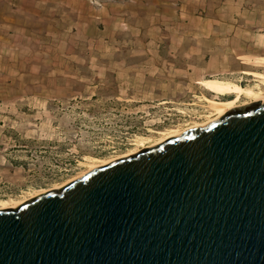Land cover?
<instances>
[{
	"label": "rangeland",
	"instance_id": "rangeland-1",
	"mask_svg": "<svg viewBox=\"0 0 264 264\" xmlns=\"http://www.w3.org/2000/svg\"><path fill=\"white\" fill-rule=\"evenodd\" d=\"M177 2L168 0L171 9L163 5L166 10L158 14L176 13ZM205 4L220 9L206 10L202 21L152 26L144 20L131 31L122 25L109 34L107 43L100 40L103 36L84 40L95 37L83 33L74 42H62L56 27L50 28L54 36L45 38L46 20L3 13L0 202L24 201L55 189L93 165L204 123L211 114L206 99L230 98L213 93L219 94V80L244 88L259 85L264 92L263 75H252L258 84L246 74L231 76L240 80L234 82L202 72L217 55L219 60L228 56L230 67L234 56H242L264 71L254 62V57L264 58V0ZM246 101L242 98L238 105Z\"/></svg>",
	"mask_w": 264,
	"mask_h": 264
},
{
	"label": "water",
	"instance_id": "water-1",
	"mask_svg": "<svg viewBox=\"0 0 264 264\" xmlns=\"http://www.w3.org/2000/svg\"><path fill=\"white\" fill-rule=\"evenodd\" d=\"M0 264H264V102L0 210Z\"/></svg>",
	"mask_w": 264,
	"mask_h": 264
},
{
	"label": "crops",
	"instance_id": "crops-1",
	"mask_svg": "<svg viewBox=\"0 0 264 264\" xmlns=\"http://www.w3.org/2000/svg\"><path fill=\"white\" fill-rule=\"evenodd\" d=\"M178 1L180 3H175L177 4L176 13L162 15L158 14V12L171 9L168 6L171 3H168V0H10L8 3H5L6 5L0 2V18H2L3 13H7L8 11L9 13L33 14L35 17L48 22L45 38L54 36L50 28L56 27L59 29L58 36L62 38V42H74L77 40L78 35L83 33V35L95 37L94 40L90 38L91 36L89 38L85 37L84 40L93 42L97 40V36H103L102 39H98L107 43L109 34H113L115 30H119L122 25H124L125 31H131L133 30V26H142L144 20L150 21L152 26L162 25L164 22H171L174 25V22L182 19L202 21L205 16L201 17V15L206 10L217 11L220 9L217 5L211 8L208 4H205L206 0L200 3L197 0ZM175 4H172L173 8H175ZM163 5L168 7L164 9ZM2 19L6 20L7 18L3 16ZM88 29L91 31V34L87 33ZM22 32H25V30H22ZM15 37L18 38V36ZM220 57L217 55L216 59H212L209 64L204 66L202 72L204 74H220L224 78L234 82H240V80L232 78L231 76L233 75L246 74L257 81L258 84L261 81L252 75L259 74L263 75L262 78H264V71H260L258 66L247 64L242 56L233 57L234 63L232 67L227 62L228 56H224L222 60L218 59ZM262 60L264 58L254 57V62L264 67V64L261 62ZM257 88H259V85L252 87V89ZM212 91L218 98L222 97V95L217 94L214 90ZM211 97L213 98V95ZM218 101L221 100L218 99Z\"/></svg>",
	"mask_w": 264,
	"mask_h": 264
},
{
	"label": "bare ground",
	"instance_id": "bare-ground-1",
	"mask_svg": "<svg viewBox=\"0 0 264 264\" xmlns=\"http://www.w3.org/2000/svg\"><path fill=\"white\" fill-rule=\"evenodd\" d=\"M215 89L217 90V92L222 95V96H234L233 98H231L228 101H218V100H213V99H206L208 104H209V109H210V116L207 117V120L204 121V123H200V124H195L192 128H202L204 126H206L209 123H212L214 121L219 120V118L224 115L226 112H228L231 109L234 108H238L241 107L243 105H248V104H252L255 102H259L262 101L264 102V92L261 91L259 88L257 89H252V88H244L242 86H240L239 84H235V83H230L224 80H219L216 82L215 84ZM233 94V95H232ZM245 98L247 101L244 102L242 105H238V102L242 99ZM186 130H176L174 131L172 134H170L169 136L160 139L159 141H157L155 144L147 146V147H143V149H148V148H153L155 146L160 145L161 143H163L165 140L169 139V138H173V137H179L181 135L184 134ZM144 143L142 142L141 145H143ZM138 152H132L129 154H125L119 157H116L112 160H108L107 162H104L102 164H98V165H93L90 167V170L95 169V168H99L102 166H105L106 164H109L111 162L117 161L119 159H123L126 157H129L131 155H134ZM88 171L82 173L81 175H79L78 177L82 176L83 174H86ZM73 178L72 180H75L76 178ZM72 180H70L69 182L65 183L64 185L57 187L55 189H49V190H45L39 193H36L32 196H30L28 199L24 200V201H19V200H10V201H1L0 202V210H5V209H13V208H18L22 203H24L27 200H30L34 197H37L39 195H42L44 193L53 191V190H59L62 189L63 187H65L67 184H69Z\"/></svg>",
	"mask_w": 264,
	"mask_h": 264
},
{
	"label": "flooded vegetation",
	"instance_id": "flooded-vegetation-1",
	"mask_svg": "<svg viewBox=\"0 0 264 264\" xmlns=\"http://www.w3.org/2000/svg\"><path fill=\"white\" fill-rule=\"evenodd\" d=\"M234 96H230V98L229 99H227V101L228 100H230L231 98H233ZM240 105H242L243 103H239ZM246 105V104H245ZM245 105H243V106H245Z\"/></svg>",
	"mask_w": 264,
	"mask_h": 264
},
{
	"label": "trees",
	"instance_id": "trees-1",
	"mask_svg": "<svg viewBox=\"0 0 264 264\" xmlns=\"http://www.w3.org/2000/svg\"><path fill=\"white\" fill-rule=\"evenodd\" d=\"M228 97H230V96H222V98H228ZM222 101V100H221ZM224 101V100H223Z\"/></svg>",
	"mask_w": 264,
	"mask_h": 264
}]
</instances>
